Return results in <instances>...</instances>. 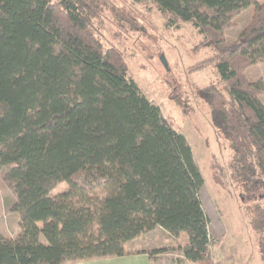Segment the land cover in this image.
<instances>
[{"label": "trees", "instance_id": "obj_1", "mask_svg": "<svg viewBox=\"0 0 264 264\" xmlns=\"http://www.w3.org/2000/svg\"><path fill=\"white\" fill-rule=\"evenodd\" d=\"M153 1L168 27L192 22L202 35L196 48L211 52L187 70L219 75L197 95L233 151L243 199L256 202L246 212L263 256L264 79L246 70L264 62V0ZM98 16L90 0H0V170L21 228L16 238L0 235V264L122 257L129 241L158 226L188 235L183 259L213 264L192 148L130 76L127 55L105 46ZM173 99L190 114L189 93Z\"/></svg>", "mask_w": 264, "mask_h": 264}, {"label": "rangeland", "instance_id": "obj_2", "mask_svg": "<svg viewBox=\"0 0 264 264\" xmlns=\"http://www.w3.org/2000/svg\"><path fill=\"white\" fill-rule=\"evenodd\" d=\"M90 1L98 6L96 25L105 46L117 47L127 55L130 76L160 107L162 116L186 136L192 148L205 181L200 199L209 218L211 261L213 264H264L258 235L252 229L246 212V207L252 205L255 208L256 202L243 199V191L232 174L233 151L212 124L208 105L197 95L200 86L218 81L219 75L212 68L194 73L187 70L190 65L211 54L207 48H196L202 35L192 22L168 27L153 0ZM252 12L250 7L236 16L237 26L227 29V39L234 40L238 36ZM159 56L169 63L170 70L162 65ZM246 74L251 80L264 79V62L249 67ZM180 90L192 96L189 115L173 99V95ZM262 100L264 102V95ZM6 172L7 168L0 170V235L16 238L21 231L19 213L13 208L17 195L6 179ZM66 187L64 183L53 193ZM262 200L260 204L264 207ZM134 239L140 241L130 244L133 251L146 249L153 254L155 249H147L146 245L152 244L158 249L165 246L167 250L153 255H160L158 259L162 264H196L181 258L179 246L188 242L185 232L174 236L170 232L165 235L164 231L152 230ZM178 258L182 262L179 263ZM62 264L104 263L93 258L67 260ZM125 264L143 263L126 259Z\"/></svg>", "mask_w": 264, "mask_h": 264}, {"label": "crops", "instance_id": "obj_3", "mask_svg": "<svg viewBox=\"0 0 264 264\" xmlns=\"http://www.w3.org/2000/svg\"><path fill=\"white\" fill-rule=\"evenodd\" d=\"M153 230H154V232L155 231H164L165 232V235L169 234V231H167L166 229H164V228H162L160 226L156 227ZM138 241H140V240L134 239V240L129 241L127 243L126 247L130 251L131 254L126 255V256H122V257L100 258V259H98L99 262H102L104 264H125V260L126 259H131V260H135L137 263H143V264H162L161 261H160V259H158V257H160V255H155V256L150 255L149 252L146 249H144V250L138 249L137 251L131 250L132 248H130V244H132V243L135 244ZM146 246H148V247H146L147 249L148 248L157 249L156 246H153L152 244L146 245ZM159 248H161V247H159Z\"/></svg>", "mask_w": 264, "mask_h": 264}]
</instances>
